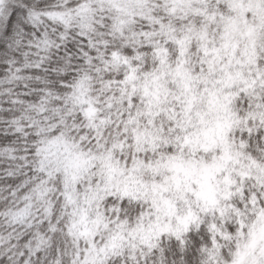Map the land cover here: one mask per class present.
I'll use <instances>...</instances> for the list:
<instances>
[{
	"label": "snow or ice",
	"instance_id": "obj_1",
	"mask_svg": "<svg viewBox=\"0 0 264 264\" xmlns=\"http://www.w3.org/2000/svg\"><path fill=\"white\" fill-rule=\"evenodd\" d=\"M0 264H264V0H0Z\"/></svg>",
	"mask_w": 264,
	"mask_h": 264
}]
</instances>
